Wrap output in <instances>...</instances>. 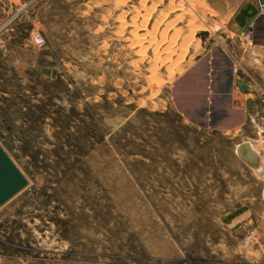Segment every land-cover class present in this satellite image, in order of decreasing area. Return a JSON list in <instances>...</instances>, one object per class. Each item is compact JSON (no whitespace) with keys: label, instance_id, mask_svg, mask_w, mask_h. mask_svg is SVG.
Segmentation results:
<instances>
[{"label":"rangeland","instance_id":"obj_1","mask_svg":"<svg viewBox=\"0 0 264 264\" xmlns=\"http://www.w3.org/2000/svg\"><path fill=\"white\" fill-rule=\"evenodd\" d=\"M263 42L258 0H0V264H264Z\"/></svg>","mask_w":264,"mask_h":264},{"label":"water","instance_id":"obj_2","mask_svg":"<svg viewBox=\"0 0 264 264\" xmlns=\"http://www.w3.org/2000/svg\"><path fill=\"white\" fill-rule=\"evenodd\" d=\"M198 37L202 43H205L207 34L200 33ZM238 87L241 90H248V85L245 83H238ZM27 185V179L0 146V207L24 190Z\"/></svg>","mask_w":264,"mask_h":264},{"label":"bare ground","instance_id":"obj_3","mask_svg":"<svg viewBox=\"0 0 264 264\" xmlns=\"http://www.w3.org/2000/svg\"><path fill=\"white\" fill-rule=\"evenodd\" d=\"M200 33H206V32H200ZM206 34L208 36V33ZM234 153L237 157H239L241 161L249 165L255 172L257 171L256 174L264 173V171L258 173V171H260L262 166L264 165L262 162L261 154L257 150V147H255V144L252 143V141L248 139L239 141L234 146Z\"/></svg>","mask_w":264,"mask_h":264},{"label":"built area","instance_id":"obj_4","mask_svg":"<svg viewBox=\"0 0 264 264\" xmlns=\"http://www.w3.org/2000/svg\"><path fill=\"white\" fill-rule=\"evenodd\" d=\"M259 2V9L262 13H264V0H258ZM34 41L37 43V44H41L42 43V37L40 35H37L34 37Z\"/></svg>","mask_w":264,"mask_h":264},{"label":"crops","instance_id":"obj_5","mask_svg":"<svg viewBox=\"0 0 264 264\" xmlns=\"http://www.w3.org/2000/svg\"><path fill=\"white\" fill-rule=\"evenodd\" d=\"M261 46H264V42H263V44H260ZM256 57H258L257 56V54H248L247 56H246V60L248 61V62H252V61H254V58H256ZM252 90V88H250V90H248V91H251ZM262 154H263V152H262ZM263 159H264V155H263Z\"/></svg>","mask_w":264,"mask_h":264}]
</instances>
